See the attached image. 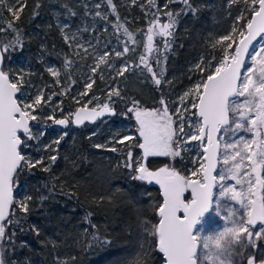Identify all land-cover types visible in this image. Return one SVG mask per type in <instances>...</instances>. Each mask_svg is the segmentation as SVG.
I'll return each mask as SVG.
<instances>
[{
	"label": "snow or ice",
	"instance_id": "snow-or-ice-1",
	"mask_svg": "<svg viewBox=\"0 0 264 264\" xmlns=\"http://www.w3.org/2000/svg\"><path fill=\"white\" fill-rule=\"evenodd\" d=\"M105 2L115 20L109 21L108 14L100 11L94 16L111 25L122 47L109 48L111 41H107L102 50L97 47L100 45L98 36L82 41L80 33L91 34L95 31L93 27L66 32L69 25L60 26L62 39L71 49V55L80 60L91 58L93 63L89 65L90 74L86 75L83 91L77 94L78 97H89L88 100L82 102L73 96L71 99L79 105L74 112L64 118H56L54 114L43 117L54 125L68 128L70 123L81 126L85 121L94 123L106 115L115 116L113 97L126 99L115 81L120 77L126 80L125 74L137 69L141 76L144 73L150 76L158 91L163 92V87L172 83L164 79L167 56L161 55V45L163 52L170 51L174 29L184 9L175 12L166 9L168 4L180 3L195 15L197 9L192 7L190 0H166L163 8L156 0H145L156 11L146 29L137 31L130 30L120 19L113 0ZM136 3L137 0H131V4ZM231 5L237 6L235 22L224 34L209 39L212 53L218 55L210 53L208 57L198 58L190 69L192 83L178 96L177 107L170 110V101L164 95L158 100L159 106L151 109L132 99L125 107L126 113L135 121L134 133L110 140V146L93 145L122 154L117 167L127 169L132 179L159 185L162 199L154 209L157 219L155 222L146 220L144 231L163 254L165 264H264V0H229ZM40 6L37 3L35 8ZM140 6L144 8V4ZM27 7V0H0V20L5 10L13 18L0 27V34L13 33L7 42L0 35V264H8L5 245L14 246L17 232L32 231L40 235L35 225L24 227L30 202L36 200L43 205L55 193V185L49 188L48 195H25L19 200L14 198L13 190L25 172L30 173L37 166L41 171L49 172L57 161V154L47 156L51 163H45V157L32 159L24 149L32 146L29 142L39 140L45 134L42 130L34 134L32 122L41 119L39 112L51 103L53 96L68 95L71 89L67 85L75 83L71 78L75 61L66 54L62 60L65 86L61 91L45 97L40 90L31 101L21 102L25 95L21 91L23 77L17 74L14 79L10 78L2 64L7 53L23 47L15 21L20 20ZM100 7V3L95 4L96 9ZM65 8L70 16L77 15L67 5ZM36 15L38 13L33 11L32 17ZM85 15L89 13L86 11ZM161 15L167 18L166 22H162ZM102 31L107 33L108 27ZM138 36L142 39H137ZM157 36L161 38L160 44L156 42ZM140 48L143 52L138 51ZM129 53L137 59H125ZM116 60L121 63L117 65ZM62 70L54 66L46 69L56 85L62 84ZM105 73H108L107 77ZM196 73L199 75L193 80ZM97 79L104 84L101 91L106 89L103 103L100 96L89 95ZM108 80L114 83L108 84ZM61 104L62 101L55 105L53 111L63 112ZM239 132L249 133L250 138L238 136ZM68 135L67 131L61 132L52 144L59 146ZM194 141L199 149V157L194 159L196 167L182 173L175 167V161L183 159L182 152L191 150L185 146ZM52 144L44 145L43 150L51 149L52 153H57L58 147L54 148ZM133 148L140 150L135 157ZM149 157H168L170 162L152 170L147 163ZM222 200H230L238 207L229 206L227 213L222 214ZM212 214L219 216L225 224L219 230L207 233L205 218ZM93 240L97 241L99 237L93 235ZM24 244L22 241L21 246ZM131 264H144L143 257H133Z\"/></svg>",
	"mask_w": 264,
	"mask_h": 264
},
{
	"label": "trees",
	"instance_id": "trees-1",
	"mask_svg": "<svg viewBox=\"0 0 264 264\" xmlns=\"http://www.w3.org/2000/svg\"><path fill=\"white\" fill-rule=\"evenodd\" d=\"M63 1L27 0L28 7L21 14L20 20L15 21V26L20 29L23 47L7 53L5 61L12 64L26 60L29 65L41 69L39 64H42L44 59L40 54L44 53L49 60L59 64L62 70V60L66 53L64 49L62 50L60 33L54 26L52 18L47 15L46 4L54 2L62 10L65 9ZM94 1L97 4L99 0ZM228 1L190 0L192 7L197 9L195 15L180 3L168 4L166 10L175 12L184 9V12L178 17L170 51L163 52L161 45V55L167 56L164 65L165 80L173 82L172 75L176 74L177 82L178 79L179 82L185 81L187 64L201 54L206 57V53L212 51L203 36L207 33L219 36L228 30L234 17L233 13L237 12V6L231 7L232 15L229 17L220 10L213 16L216 6L224 7ZM102 2L105 11H108L109 21H114L115 17L111 15L105 0ZM37 3L41 5L38 9L35 8ZM113 3L116 5L120 19L132 31L146 29L152 13L156 11L151 5L146 4L145 0H137L135 5L130 4L125 10L119 7L118 0H113ZM165 3L166 0H156L160 8H163ZM141 4H144L143 9ZM100 5V9L91 7L88 8V12L104 13L103 5ZM33 11L38 13L35 18L32 17ZM2 15L0 27L6 26L13 19L5 11ZM86 16L90 18L89 15ZM161 20L166 22L167 18L161 15ZM99 29L98 27L95 31L100 32ZM109 30L113 32L110 24H108ZM103 34L105 33L102 32ZM0 35L4 37V42H7L13 33L8 31ZM113 35L115 36L114 32ZM137 39L142 37L138 36ZM156 42L160 44L161 38L157 36ZM138 51L143 52V49L140 48ZM155 55L156 53H153V56ZM126 59L135 60L137 56L131 53ZM139 72L140 70L137 69L131 74L126 73V80L124 77L120 78L127 91L125 104L132 99L142 103L143 98L153 103L157 102L161 95L170 96L173 90L172 83L165 85L161 92L151 82L147 73L141 76ZM62 75L64 82L63 70ZM37 76L38 73H35L34 79ZM72 80L75 83L67 86L78 87L77 79L73 77ZM114 107L117 111L126 108L118 104ZM68 108L72 110L71 107ZM116 116L107 120L114 121ZM106 125L102 124V126ZM91 128V126L73 128L74 139L65 137L61 144L56 146L57 153L44 152L45 163H51L47 160L48 155H58L51 171L43 172L40 166H37L30 173L25 172L19 177L18 182L25 195L33 197L48 195V190L53 185L56 190L43 202V205L36 200L30 202L24 227L35 225L40 235L37 236L32 231L17 232L14 246L5 245L8 248L5 255L8 264L13 262L14 264H61L64 261L67 264H131L132 258L136 256L143 257L144 264H163L161 254L152 244V238L144 231L146 220L155 222L154 209L160 202L157 189L137 184L130 179V172L127 169L117 167L112 161H104L101 153L92 148L90 139L86 137ZM68 193L72 195L69 196ZM101 198H103L102 203ZM92 225L95 227L93 228ZM93 235L98 236L99 240L94 241ZM22 241L25 242L24 246H21Z\"/></svg>",
	"mask_w": 264,
	"mask_h": 264
},
{
	"label": "rangeland",
	"instance_id": "rangeland-1",
	"mask_svg": "<svg viewBox=\"0 0 264 264\" xmlns=\"http://www.w3.org/2000/svg\"><path fill=\"white\" fill-rule=\"evenodd\" d=\"M63 3H65V5H67L73 11H75L77 13V15L75 17L70 16L68 11L66 10V8L65 9L63 8L61 10L54 2H48L46 4L47 15H49L52 18V22H53L54 26L57 28V30L59 31L61 38H62V34L60 32V26L64 25V24L69 25V27L65 29L66 32H74L78 28L82 29L85 26L93 27L94 29H97L99 27L100 28L99 30L101 33L98 31L97 32L93 31L91 34L88 32H81L80 36H81L82 41H86L88 39H91L92 36H98L100 38V45H97V47H101L102 50H104L102 46L107 41H111V44L108 45L109 48H120V47H122V45L120 44V41H118L115 38V36L113 35V32L111 30H109L107 33L102 31V29L104 27H108V24H105V22L100 20L98 17H95L94 11H92L90 13L88 12V8L95 7V1L94 0H64L62 2V4ZM98 3L103 5V12L108 14V11H105L106 9H105V6H104L102 0H99ZM118 4L122 10H125V9H128V7L130 6L131 0H118ZM85 5H87L88 7L85 8ZM217 7H219L220 9H217ZM231 7L235 8L236 5L229 6V1L225 4L224 7H222L221 5H218L213 10V16L215 14H217V12L220 10V11L225 12L226 17H229L232 15L230 12ZM86 11L89 13L90 18H88L85 15ZM5 12H7V11L5 10ZM233 12H235V10H233ZM233 14H234V17H233L232 22H230L228 29L235 22V17L238 13L235 12ZM9 15H11V14H9ZM72 18H74V19H72ZM102 32L105 34L102 35ZM210 37H212V34H210V33H207L203 36V38H205V41L207 44H209ZM62 42H63L62 50L64 49L65 53L67 55H70L71 59H73L75 61L74 65H73L74 71L72 72V78L74 77L75 79H77V81L79 82V86L78 87H72L71 86L72 88L70 87L71 90H70L68 95L53 96L51 103L47 107H43V110L39 112L41 119H39L38 121L32 122L34 134H38L39 131H41V130L45 133L42 137H40L39 140L29 142L32 145L31 147L24 149V153L32 159L43 157L44 152H45L43 150V146L47 145V144H52V141L57 139L59 134L63 131H67L69 133V135L67 136L68 138L74 139V131H73V128L71 126L66 128L65 130H62L59 126L54 125L52 123V121L43 119V117H46L49 114H54L56 116V118H64L69 112H74L75 109L77 107H79V105L75 102V100L71 99V97L76 96L82 102L88 100V98H89V97H78L77 94L80 91H83V89H84V83H85L86 75L90 74L89 65H91L93 63V61L91 60V58H88L86 60H80L79 57L71 55V49H69L67 47V45H65L63 39H62ZM95 43H96V41L94 40L93 44H95ZM210 53H212V51H208L206 53V57H208ZM130 54L131 53H129V55ZM212 54L218 55L217 53H212ZM41 56L44 59L43 60L44 62L42 64L38 63L40 65L41 69L37 68L36 66L29 65L26 60L20 61L18 63H12V64L10 62L5 61V59L3 61V64H2L3 70L10 74V78L14 79L17 74H19L23 77L24 86L21 89V91L23 93H25V95L22 98L21 102H23V100H25V99L28 101H31V98L40 90H43L45 97H47L48 95H50L53 92L59 93L61 91L62 87L65 86V84L63 83V75H61V77H60L62 84L56 85L54 83L53 77L48 73V71H46L47 67H49V66H54V67L60 68L59 64L57 65L56 62H54L53 60H49L48 57H46V55H44V53H41L40 57ZM200 57H203V55L201 54L200 56L196 57L193 61H190L187 64V68H186L187 72H186V76H185V81L179 82V79H178V82H177L176 81L177 79H175V77H177L176 74H173L175 76L172 75V77H173L172 79H174L172 82L173 90H171L170 96L166 97L170 101V110L175 109L177 107L178 96L181 95L183 93V91L186 88H188L190 86V84L192 83V81L189 80V76L191 75L190 69L194 66V64L197 62L198 58H200ZM115 63L117 65H119L121 63V61L116 60ZM35 73H38V76L34 79ZM107 75H108V73H105L106 77H107ZM198 75H199V73H196L195 75H193V80H195L196 76H198ZM120 78H117L115 83L118 84L119 87L121 88V95L123 97L127 98L126 88L123 85L122 80ZM174 81H176L177 83ZM113 83L114 82L112 80H108V84H113ZM103 87H104L103 82H101L99 79H97V83H96V85L93 86V89L91 90L89 95L90 96H92V95L100 96V98H101L100 102L103 103L106 99V89L104 91H101V88H103ZM46 91H48L47 94L45 93ZM19 95L20 94L18 93V96ZM113 100L116 101L115 105L116 104L121 105V106L126 105L125 104L126 100H117V98H115V97H113ZM61 101H62L61 107H63L64 111L63 112H60L59 110L53 111L54 106L59 104ZM93 103H96V101H93ZM140 104H141V106L149 108V109L159 106L158 101L153 102V103H149L147 98H143V102ZM67 106L71 107L72 110H70ZM91 106L92 105H89V107H91ZM186 115L190 117L191 113H187ZM103 123H105L107 125L102 126ZM91 127L92 128H91V130H88L86 137L90 139V144H91L92 148L101 153V157L104 158V161H106V162L112 161V163L118 164L119 161L123 158L122 154L109 152V151H106L104 149H97L93 145H95V144L109 145V141L113 140L114 138H118L120 136L127 135L129 133H134L135 127H136L135 121H134V119L130 118V114L126 113V108L120 109L117 111V116L114 119V121H108L106 119V120L101 121L100 123H97ZM188 130L189 129L186 127V131H188ZM237 135L238 136H244L245 138H250V134L245 133V132H239ZM127 143L131 144L133 142H127ZM196 145H197V142H195V141L192 142V145H186L185 148L186 149L191 148V150L183 151L182 152L183 159L177 158V160L175 161V167L179 171H181L182 173H187V171L190 168L196 167V164L194 163V159L199 157V149L195 147ZM52 147L55 148L56 145L52 144ZM116 147L124 148L123 145H116ZM48 152H51V149H49ZM139 152H140L139 149L133 148L134 157L137 156L139 154ZM33 153H35V155H33ZM169 162H170V158H168V157H149L147 163H148V167L150 169L156 170L160 167L165 166ZM131 177H132V174L130 173V179H132ZM132 180L134 182H136L137 184L142 185V186H146V187L151 186L147 182H142V181H138V180H134V179H132ZM228 183H231V182H228ZM158 194H159V192H158ZM13 195H14V198L17 200H19L20 198L25 196L24 190H23V188L19 182H18L17 186H14ZM159 201L161 202V199ZM229 206L238 207L236 205H233V202H231L230 200H222L221 201V212H222V214L227 213ZM153 217L155 220L157 219V217L155 216V212L153 214ZM209 223H211V227H209ZM224 224H225L224 220H222L219 216L212 214V215L207 216L205 218L204 230L207 233L215 232V231L219 230L220 228H222L224 226ZM257 227L259 228L260 226L257 225ZM262 243H264V242H262Z\"/></svg>",
	"mask_w": 264,
	"mask_h": 264
},
{
	"label": "water",
	"instance_id": "water-1",
	"mask_svg": "<svg viewBox=\"0 0 264 264\" xmlns=\"http://www.w3.org/2000/svg\"><path fill=\"white\" fill-rule=\"evenodd\" d=\"M117 113V112H116ZM116 116V115H115ZM115 116H109V115H106V116H104V117H101V118H98L94 123L93 122H89V121H85V123L83 124V125H81V126H75V125H73V124H69V126H71L72 128H79V127H82V126H93V125H95L97 122H99V121H103V120H106V119H109V118H111V117H115ZM56 126H59V125H56ZM68 126V127H69ZM62 130H65L66 128H63L62 126H59ZM152 187H154V188H156L157 189V191L159 192V195H160V189H159V185H157V184H155V182H153V183H151L150 184ZM160 199H162L161 198V195H160ZM161 254V253H160ZM161 256H162V262H163V264H165V261H164V259H163V254H161Z\"/></svg>",
	"mask_w": 264,
	"mask_h": 264
}]
</instances>
